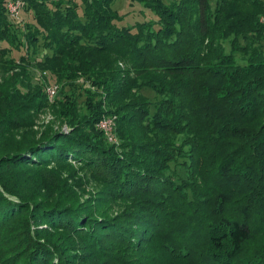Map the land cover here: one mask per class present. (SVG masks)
Wrapping results in <instances>:
<instances>
[{
	"label": "trees",
	"instance_id": "1",
	"mask_svg": "<svg viewBox=\"0 0 264 264\" xmlns=\"http://www.w3.org/2000/svg\"><path fill=\"white\" fill-rule=\"evenodd\" d=\"M9 1L0 0V63L13 70L0 85V264H141L155 254L264 264V0H152L156 19L131 27L111 21L114 0H21L32 20L20 26ZM39 47L49 51L40 59ZM36 67L61 83L53 112L68 132L33 129L48 107ZM101 99L116 114L118 148L96 128ZM69 161L100 170L102 192L130 209L110 217L44 194L54 177L43 174ZM173 164L187 177L173 179Z\"/></svg>",
	"mask_w": 264,
	"mask_h": 264
},
{
	"label": "rangeland",
	"instance_id": "2",
	"mask_svg": "<svg viewBox=\"0 0 264 264\" xmlns=\"http://www.w3.org/2000/svg\"><path fill=\"white\" fill-rule=\"evenodd\" d=\"M18 2L17 12H13L10 8V5L12 3ZM215 2H218L217 0H211V4L214 6L216 4ZM154 3L152 0H142V3L139 1H131V0H114L112 3V9H115L116 12L123 16L122 20L119 18L118 14L116 17H113L111 21L116 24L117 27H120L121 25L131 27L136 22L145 21V20H155L156 16L149 11L146 6H149L150 4ZM237 10L239 12H246L248 10H257L254 6L249 7L247 4L240 3L237 6ZM243 10H239V9ZM7 12L9 19L12 21L14 25H22L23 19L24 21H31V12H25L22 6L21 0H11L7 3ZM115 12V13H116ZM239 17H245V16H239ZM121 20V21H120ZM258 21L260 23H264V12L260 14L258 17ZM229 40L232 39L230 36L228 38ZM41 44V43H40ZM225 50L228 52L230 50L229 43L226 41L224 42ZM243 48H241V46ZM236 49L239 50V52H235L236 61L240 63L241 65L246 64L247 56L245 53L242 52V49H244V43L240 40L239 44H235ZM49 51L47 49H44L43 47H39V53L37 55V58H41L45 53H48ZM19 53V52H18ZM18 53L13 54L12 56L15 58L18 56ZM17 59V58H15ZM48 66V65H47ZM49 67V66H48ZM8 68V64L6 62L0 63V85L6 81V78L10 76V74L13 72V70H6ZM15 70V69H14ZM48 71L44 70V68H34V73L36 74V78H44L43 76L47 75ZM49 74V73H48ZM39 79V80H40ZM34 81V80H33ZM39 82V81H38ZM43 85V91L46 97V102L48 104V107L43 110L42 112L37 114V117L35 119V124L33 129H35L38 133L43 130L45 126H56L57 128L61 129L63 132H68L70 130V127L61 120H58L56 117V114L53 112L54 108L57 109L55 102V98L57 96L58 90L61 86V83L57 81L55 77H49V79H42ZM49 85H56L57 86V92L52 98H49L45 88ZM92 91H95V88L93 86H88ZM143 94L148 96L152 101H154L155 98H158L156 94L151 89H143ZM134 98H132L130 101H132ZM143 100V99H140ZM101 101L104 102L103 99ZM124 101V100H123ZM122 101V103H123ZM102 103V102H101ZM102 109H104L105 113L102 119H110L111 126L110 130L106 133L103 129L98 127V123L96 124V128L100 130L105 140L108 144L115 145L116 148H118L120 140L118 139V136L115 133V123H116V114H112L107 112V110H110L108 106H106L105 102L104 105L101 106ZM82 111V108H79ZM107 113V114H106ZM116 113V112H115ZM99 120V121H100ZM188 148H185L187 150ZM183 161V157H179V162ZM54 167L52 172H48L43 174L44 179L49 183L51 181V177H54L52 179V183H49L51 190L49 189L48 193L50 197H56V195L59 198L66 199H73L77 198L80 199L82 202H88L92 205L97 204V209L101 210L106 216L110 217H118L119 214H121L123 211H127L130 209L129 202L130 200L127 199H118L113 194H105L102 192V190L107 188V185L103 182L104 175L100 170H95L96 174L92 173L86 166L79 164L78 162L69 161V162H61L56 165H51ZM173 172L169 171V174L174 179L175 170L178 172L180 177H187V173L189 168L187 166H182L178 164L172 165ZM16 170H14L15 172ZM7 175H13L12 173H9ZM63 186L64 191L63 194H58V191H54L53 188H56L58 186L59 188ZM53 187V188H52ZM110 190V188H109ZM113 192V190H110ZM27 193L30 195V198H34L35 196H38L37 189H28ZM99 197H103L102 200L99 199ZM13 198V197H11ZM15 199V198H14ZM149 247V246H147ZM151 253V252H149ZM159 253V252H158ZM152 255H154L152 253ZM154 258L152 260H149V262L143 261L141 264H195L193 259H188L183 262L175 260L169 256H158V254L153 256ZM103 261V258L99 260L98 262ZM134 260H131V264ZM123 264H129L126 262H122ZM104 264H115L114 262L107 261Z\"/></svg>",
	"mask_w": 264,
	"mask_h": 264
},
{
	"label": "built area",
	"instance_id": "3",
	"mask_svg": "<svg viewBox=\"0 0 264 264\" xmlns=\"http://www.w3.org/2000/svg\"><path fill=\"white\" fill-rule=\"evenodd\" d=\"M18 2L12 3L10 5V8L13 12H17ZM45 91L49 98H52L55 93L57 92V86L56 85H49L45 88ZM111 120L110 119H102L98 122V127L103 129L106 133L110 130L111 126Z\"/></svg>",
	"mask_w": 264,
	"mask_h": 264
}]
</instances>
